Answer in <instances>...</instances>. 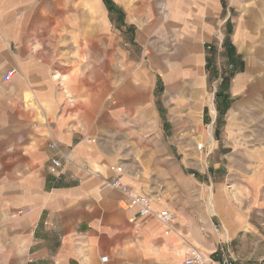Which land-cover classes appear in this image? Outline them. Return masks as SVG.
<instances>
[{"label":"crops","instance_id":"obj_1","mask_svg":"<svg viewBox=\"0 0 264 264\" xmlns=\"http://www.w3.org/2000/svg\"><path fill=\"white\" fill-rule=\"evenodd\" d=\"M110 4L123 14L126 27L143 31V21L137 19L146 16L151 22L147 25L149 30L155 31L160 28V16L166 14L169 17L165 25L169 30L190 34L180 39L179 57L46 59L45 66L33 63L32 59L27 63L15 59L20 79L31 83L21 91L22 97L29 92L33 101L27 107L31 115H23L22 120L36 119L35 129L25 139L28 146L36 144V147L28 148L24 159L38 163L23 179V184L30 186V197L23 204L31 210L25 219L30 230L25 264H184L189 247L198 248L213 257L214 264H219L213 252L223 242L236 255L234 264H264V221L247 224L239 212L228 209V203L218 198L211 202L214 210L210 213L219 223L215 217L205 219L185 199L177 203L167 201L168 188L144 189L138 179L146 174L151 161H158L160 172H169L166 163L173 166L174 175L182 172L175 154L167 151L163 140L165 129L175 125L176 112L180 113L177 125L182 126L180 115L187 111L190 100L201 95L200 76L207 62L206 57L194 53L193 47L209 31L200 18L227 15L229 3L226 0H110ZM113 10L107 14L115 22L113 16L117 12ZM204 21L207 25L212 23ZM237 35L239 30L235 39ZM199 103L193 110L200 111L204 122L205 105ZM107 127L110 136L104 137L102 132ZM122 128L130 130L129 136L134 139L130 143L139 144L140 163L135 164L142 165V170L131 173L122 164L123 180L151 198L153 212L147 216L139 215L136 207L123 209L120 202L124 194L106 185L111 177L108 165L129 156L118 153L127 141L118 145L112 136ZM87 137L94 141L87 143L84 139ZM153 140L160 145L163 141L158 152H152L149 147ZM51 142L69 153L59 179L47 170L49 158L56 154L48 147ZM172 185L171 191L179 193L175 183ZM161 209L173 215L169 231L155 216ZM245 225H248L246 229ZM234 240L238 241L236 249L229 246Z\"/></svg>","mask_w":264,"mask_h":264},{"label":"rangeland","instance_id":"obj_2","mask_svg":"<svg viewBox=\"0 0 264 264\" xmlns=\"http://www.w3.org/2000/svg\"><path fill=\"white\" fill-rule=\"evenodd\" d=\"M226 2L227 15L204 17L212 22L209 25L200 18L209 32L195 41L193 50L206 57L207 63L200 76L201 95L190 100L187 107L192 117L184 119L182 113V126H178L180 113L176 112L175 125L165 129L167 151L175 154L182 172L174 175L176 171L169 163L165 165L169 172H160L158 161H151L146 174L138 179L144 189L168 188L167 201L185 199L199 217L214 218L211 202L218 198L228 203V209L239 212L247 224H255L264 221V0ZM109 3L110 0H0V264H25L28 258L30 230L25 219L29 215H18L17 209L24 207L23 202L30 197V186L23 184V179L38 165L24 159L27 149L36 147L25 143L35 129L36 119L22 120L23 115H31L27 107L33 101L29 92L22 97L21 91L31 83L20 79L15 59L26 63L32 59L45 66L46 59L181 56L180 39L190 33L169 30L165 25L168 15L160 16V28L155 31L149 30L148 17H136L143 21L142 31L126 27L125 17L112 5L117 13L113 16L116 21H111L107 14L112 11ZM238 30L239 37L235 39ZM7 71L13 74L6 82L3 75ZM196 103L205 105L204 122L200 111L193 110ZM129 132L122 128L112 134L118 145L127 141L118 153L125 152L130 157L116 161L122 173V164L131 173L142 170L141 164H135L140 163L139 144L132 143ZM102 133L110 136L109 128ZM154 142L149 147L158 152L163 141L161 145ZM172 183L179 193L171 191ZM229 246L236 249L238 241Z\"/></svg>","mask_w":264,"mask_h":264},{"label":"built area","instance_id":"obj_3","mask_svg":"<svg viewBox=\"0 0 264 264\" xmlns=\"http://www.w3.org/2000/svg\"><path fill=\"white\" fill-rule=\"evenodd\" d=\"M12 74L13 71H7L3 75L4 81H9ZM84 139L87 143H92L94 141L92 137ZM48 147L55 151L56 154L49 158L47 170L53 178L59 179L63 175L64 162L69 159V153L68 151H63L55 142L49 143ZM198 147L201 148L202 145H198ZM108 170L111 177L106 181V185L118 188L125 196L120 202V206L123 209L136 207L139 215H150L153 212L151 198L129 187L124 182L123 173L116 164L108 165ZM89 172L90 174L95 173V171ZM30 212L31 210L29 208L20 207L17 209L18 215H27ZM155 216L160 222L166 225V231H169L173 221L172 213L166 209H161L155 213ZM213 254L218 256L219 264H234L236 261V255L234 251L228 247V243H221ZM183 261L184 264H214L213 257L206 255L196 247H189L186 250Z\"/></svg>","mask_w":264,"mask_h":264},{"label":"bare ground","instance_id":"obj_4","mask_svg":"<svg viewBox=\"0 0 264 264\" xmlns=\"http://www.w3.org/2000/svg\"><path fill=\"white\" fill-rule=\"evenodd\" d=\"M186 113H187V114H186ZM191 117H192V116H191V112H190V108H189V110L186 111L185 114H184V119H187V118L190 119ZM189 119H188V120H189Z\"/></svg>","mask_w":264,"mask_h":264},{"label":"trees","instance_id":"obj_5","mask_svg":"<svg viewBox=\"0 0 264 264\" xmlns=\"http://www.w3.org/2000/svg\"><path fill=\"white\" fill-rule=\"evenodd\" d=\"M110 4V3H109ZM110 9L112 10L113 9V7L111 6V4H110ZM112 12V11H111ZM225 108H227V107H225ZM226 110V109H225Z\"/></svg>","mask_w":264,"mask_h":264}]
</instances>
